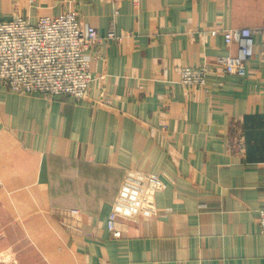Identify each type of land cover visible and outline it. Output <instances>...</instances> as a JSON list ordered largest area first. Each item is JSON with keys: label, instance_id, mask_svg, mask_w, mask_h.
<instances>
[{"label": "crops", "instance_id": "0c3cea01", "mask_svg": "<svg viewBox=\"0 0 264 264\" xmlns=\"http://www.w3.org/2000/svg\"><path fill=\"white\" fill-rule=\"evenodd\" d=\"M72 10L102 36L115 22L125 38L101 47L87 101L0 82L2 253L21 262L25 246L51 264H264V32L246 76L217 71L237 46L210 34L264 30V0H0L5 21ZM207 64V89H186L179 67ZM102 89L110 105L97 101Z\"/></svg>", "mask_w": 264, "mask_h": 264}, {"label": "built area", "instance_id": "2783aa9c", "mask_svg": "<svg viewBox=\"0 0 264 264\" xmlns=\"http://www.w3.org/2000/svg\"><path fill=\"white\" fill-rule=\"evenodd\" d=\"M114 26L103 37L97 28L81 22L76 12L56 18L43 16L36 24L18 15L9 21L0 19V81L8 86L9 91L20 95L87 100L97 81L91 70L93 53L106 39L116 41L123 38L122 34L115 32ZM260 32L251 28H213L212 36L222 35L227 44L237 46L235 54L219 58L220 69L217 71L246 76L249 62L255 55V35ZM212 70L208 64L193 71L185 68L181 72L182 83L189 90L207 89V76ZM258 217L264 234V208ZM107 227L115 238L122 237L114 220H110Z\"/></svg>", "mask_w": 264, "mask_h": 264}, {"label": "rangeland", "instance_id": "374dc122", "mask_svg": "<svg viewBox=\"0 0 264 264\" xmlns=\"http://www.w3.org/2000/svg\"><path fill=\"white\" fill-rule=\"evenodd\" d=\"M135 2H136V0H135ZM75 12H76V15L78 16V19L82 22L83 20H82V18H81V16H80V14H79V12H77V11H75V10H72V11H66V12H63V13H61V14H59V15H57V16H51L52 18H56V17H60L61 15H66L67 13H72V14H75ZM116 14H118V12H115ZM15 16H17V15H15ZM14 16V17H15ZM19 16V15H18ZM13 17V18H14ZM12 18V19H13ZM25 20H27L26 18H24ZM39 20V19H38ZM4 21V20H3ZM28 21V20H27ZM29 22V21H28ZM38 22V21H37ZM84 23H86L85 21H83ZM32 24V23H31ZM87 24V23H86ZM114 24H115V22H113V26H114ZM115 27V26H114ZM115 30V32L117 33V31H116V29H114ZM225 30H227V29H225ZM258 30H261V32L260 33H263L262 32V29H258ZM108 33L109 32H107V34L106 35H104L103 37H106L107 35H108ZM118 35H120L119 33H117ZM102 36V35H101ZM256 36V35H255ZM125 37L123 36V38L121 39V40H116V41H112V40H105L104 41V43H102V46L105 44V43H107V42H116V43H118V42H122L123 41V39H124ZM224 41H225V39H224ZM225 44H226V46H227V48H231L233 45H232V43L231 44H227V42L225 41ZM101 46V47H102ZM101 47L95 52V53H93V61L95 60V57L96 56H98L99 54H100V49H101ZM230 54H232V53H230ZM203 66H205V65H203ZM210 66V65H209ZM199 67H201V66H199ZM199 67H188V66H183V67H179V69H178V71H179V73H180V76H182L181 75V72H182V70L183 69H189V70H191V71H193V69H196V68H199ZM212 67V66H211ZM100 79H102V78H100ZM1 82V81H0ZM97 82V81H96ZM95 82V83H96ZM3 83V82H2ZM181 83H182V80H181ZM3 84H5V83H3ZM183 84V83H182ZM5 86L8 88V86L5 84ZM94 86V85H93ZM184 86V85H183ZM185 87V86H184ZM186 88V87H185ZM187 89V88H186ZM8 90H9V88H8ZM92 90V89H91ZM189 90V89H188ZM11 92V91H10ZM12 93H14V94H17V93H15V92H12ZM32 95H34V94H32ZM38 95V94H37ZM40 96H42V95H40ZM90 96H91V91H90V95H89V98H90ZM44 97H47V98H50V97H48V96H44ZM60 97H64V96H60ZM55 98H58V97H55ZM88 98V99H89ZM50 99H54V98H50ZM87 99V100H88ZM87 100H84V101H87ZM108 100V101H107ZM99 103H102L103 105H105V104H111V102H110V99H109V97L108 96H106V93L104 92V89H102L101 90V94H100V97H99V99L97 100ZM108 225V224H107ZM117 228V227H116ZM122 232V231H121ZM7 233V235L5 234V232H0V264H51L50 262H48V261H46L45 260V257H43L44 255L43 254H29V255H27L26 256V254L28 253V249L25 247V246H18V247H16L17 248V250H18V254H17V258H23V260L20 262V261H15L13 258H11L10 257V253L9 252H6V253H2L4 250H6V249H8L9 250V247L6 245V244H4V241H2L3 239H5V238H7L8 237V233H10V232H6ZM22 232H14V234L15 235H20ZM15 238L16 239H24V237H19V236H15ZM9 239H10V237H9ZM12 239V238H11ZM10 239V240H11ZM4 255V257H3V255ZM7 255V256H6ZM50 256V255H49ZM4 258H7V262L5 261L4 262ZM11 259V260H8V259ZM25 259V260H24ZM34 260V261H33Z\"/></svg>", "mask_w": 264, "mask_h": 264}]
</instances>
